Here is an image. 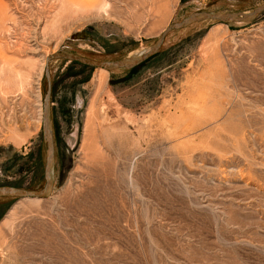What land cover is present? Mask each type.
<instances>
[{
  "label": "rangeland",
  "instance_id": "rangeland-1",
  "mask_svg": "<svg viewBox=\"0 0 264 264\" xmlns=\"http://www.w3.org/2000/svg\"><path fill=\"white\" fill-rule=\"evenodd\" d=\"M147 1L0 0V186L45 188L46 66L55 146L47 199L0 198V264H264V13L173 31L134 71L47 65L264 5Z\"/></svg>",
  "mask_w": 264,
  "mask_h": 264
},
{
  "label": "water",
  "instance_id": "water-1",
  "mask_svg": "<svg viewBox=\"0 0 264 264\" xmlns=\"http://www.w3.org/2000/svg\"><path fill=\"white\" fill-rule=\"evenodd\" d=\"M264 13V5L259 9L255 10L252 13H242V14H216L210 12H199L196 13L189 18H185V20L179 24L172 25L168 27L163 33L162 37L157 41V43L151 48L148 52L140 57H134L129 60L124 61H117V62H104L99 63L95 61H88L77 56L71 54H55L49 58H47V65L53 60H66L70 63H78L83 66L92 68V69H104L107 71L115 72V71H131L136 68H139L149 61H151L154 57H156L165 42L166 36L173 32L182 30L190 25L201 23L205 21H213L218 22L221 24H234V23H245V22H252L256 20L259 16ZM86 36L85 34H78L76 37ZM46 77L48 80L49 88L45 98V105H44V114H43V135L46 144L48 155L47 156V164H46V172H45V188L39 192H30L23 188H16L14 186H0V198H12L17 200H25V199H39L44 200L47 199L49 193L52 189V172L55 162V146L52 138L51 127H50V102H51V93L53 92L51 89V81L48 66H46Z\"/></svg>",
  "mask_w": 264,
  "mask_h": 264
},
{
  "label": "bare ground",
  "instance_id": "bare-ground-1",
  "mask_svg": "<svg viewBox=\"0 0 264 264\" xmlns=\"http://www.w3.org/2000/svg\"><path fill=\"white\" fill-rule=\"evenodd\" d=\"M141 2H140V4H142L143 6L145 5L146 6V3H145V0H140ZM147 2H149V0L147 1ZM104 4V3H103ZM105 6H106V4H105ZM141 7V6H140ZM99 70H104V69H99ZM107 71V70H106ZM105 72V71H104ZM104 78H106V77H104ZM100 84L102 85L103 84V80H101V82H100ZM100 89V88H99ZM93 103V102H92ZM92 105V104H91ZM90 116V115H89ZM88 119V118H87ZM92 125V124H91ZM87 130V129H86ZM88 134V133H87ZM96 136V135H95ZM90 137V136H89ZM25 200H32V201H38L39 199H25ZM17 206V205H16ZM6 223H8V222H6ZM3 224V223H2ZM6 225V224H5ZM7 226V225H6ZM5 226V227H6Z\"/></svg>",
  "mask_w": 264,
  "mask_h": 264
},
{
  "label": "flooded vegetation",
  "instance_id": "flooded-vegetation-1",
  "mask_svg": "<svg viewBox=\"0 0 264 264\" xmlns=\"http://www.w3.org/2000/svg\"><path fill=\"white\" fill-rule=\"evenodd\" d=\"M86 36H82V37H86V38H88V39H91V37H92V35L91 34H89V33H87V34H85Z\"/></svg>",
  "mask_w": 264,
  "mask_h": 264
},
{
  "label": "trees",
  "instance_id": "trees-1",
  "mask_svg": "<svg viewBox=\"0 0 264 264\" xmlns=\"http://www.w3.org/2000/svg\"><path fill=\"white\" fill-rule=\"evenodd\" d=\"M159 54H160V53H159ZM159 54H158V55H159ZM158 55H157V56H158ZM157 56H156V57H157ZM156 57H154L153 59H155ZM153 59H152V60H153ZM136 69H138V68H136ZM136 69H134V70H136ZM134 70H133V71H134ZM16 188H20V187H16Z\"/></svg>",
  "mask_w": 264,
  "mask_h": 264
}]
</instances>
